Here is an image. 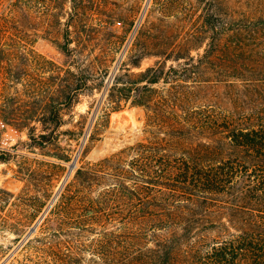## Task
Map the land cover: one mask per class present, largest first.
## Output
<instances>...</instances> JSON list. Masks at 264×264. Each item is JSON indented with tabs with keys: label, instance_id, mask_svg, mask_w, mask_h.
<instances>
[{
	"label": "trees",
	"instance_id": "16d2710c",
	"mask_svg": "<svg viewBox=\"0 0 264 264\" xmlns=\"http://www.w3.org/2000/svg\"><path fill=\"white\" fill-rule=\"evenodd\" d=\"M205 24L211 34L194 65L169 67L163 76L157 64L130 85L114 78L110 108L131 93L153 114L151 128L146 138L75 170L42 236L24 246L45 264H264V12L221 19L212 11ZM62 51L70 55L67 44ZM58 72L54 90L16 98L21 112L13 127L42 152L56 145L62 111L90 88L86 70L67 68L63 78ZM167 73L179 78L177 100L187 96V80L222 83L234 94L232 109L150 108L147 94L167 83ZM113 91L128 94L118 99Z\"/></svg>",
	"mask_w": 264,
	"mask_h": 264
},
{
	"label": "rangeland",
	"instance_id": "374dc122",
	"mask_svg": "<svg viewBox=\"0 0 264 264\" xmlns=\"http://www.w3.org/2000/svg\"><path fill=\"white\" fill-rule=\"evenodd\" d=\"M212 11L221 19L228 12L262 13L264 0H0V264H45L24 246L42 236L44 218L75 170L146 138L151 128L147 118L153 114L135 104L131 93L119 99L128 93L113 91L118 108H110L114 78L118 86L130 85L157 64L163 76L169 67L194 65L208 43L205 20ZM66 44L70 55L62 51ZM177 56L184 59H172ZM67 68L86 70L90 88L83 87L71 111H62L55 146L29 148L26 132L13 127L21 112L16 98L54 90L53 76L62 70L63 78ZM167 74V83L147 94L150 108H204L222 115L232 109L234 94L224 84L187 80L189 88L181 91L187 96L177 100L179 78Z\"/></svg>",
	"mask_w": 264,
	"mask_h": 264
},
{
	"label": "water",
	"instance_id": "95a60500",
	"mask_svg": "<svg viewBox=\"0 0 264 264\" xmlns=\"http://www.w3.org/2000/svg\"><path fill=\"white\" fill-rule=\"evenodd\" d=\"M74 166H75V161H73L72 164L69 166V170H68L65 178H68V176H69L70 172L72 171V169L74 168ZM35 227H36V224L32 228H30L26 237L29 236L32 232H34Z\"/></svg>",
	"mask_w": 264,
	"mask_h": 264
}]
</instances>
